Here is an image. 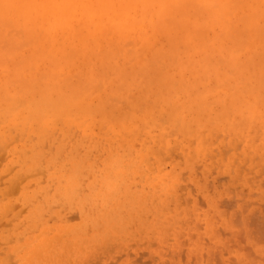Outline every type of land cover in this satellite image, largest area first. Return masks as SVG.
I'll return each mask as SVG.
<instances>
[{"label": "bare ground", "instance_id": "6f19581e", "mask_svg": "<svg viewBox=\"0 0 264 264\" xmlns=\"http://www.w3.org/2000/svg\"><path fill=\"white\" fill-rule=\"evenodd\" d=\"M63 127L153 141L175 136L179 144L264 139V0H0V145ZM26 144L11 149L22 165L0 190V221L15 207L12 192L20 190L18 201L31 208L22 223L13 213L0 232V264H32L54 241L46 230L28 235L41 223L35 195L48 194L40 179L55 181L61 205L72 206L93 168L55 167L53 150L44 160ZM118 165L115 159L105 170Z\"/></svg>", "mask_w": 264, "mask_h": 264}, {"label": "rangeland", "instance_id": "374dc122", "mask_svg": "<svg viewBox=\"0 0 264 264\" xmlns=\"http://www.w3.org/2000/svg\"><path fill=\"white\" fill-rule=\"evenodd\" d=\"M53 131L45 139L30 133L21 139L14 134L15 140L0 145V190L8 188L17 165H22L11 151L22 142L29 145L28 153L34 148L47 154L44 160L53 150L55 167L69 163L78 169L87 164L93 167L84 176L83 186L77 179V187L84 188L72 206L61 205L63 192L53 189L55 181L46 175L40 179L48 194L32 193L37 197L34 217L41 223L28 235L34 239L46 230L54 243L32 264H264V139L259 134H249V139L229 135L215 142L208 137L204 144L188 139L179 144L172 141L175 136L153 141L146 135L91 134L73 127ZM12 158L15 162L9 163ZM115 159L120 166L111 174L105 166ZM118 169L123 174L119 178ZM102 173L97 187L95 179ZM20 195L17 190L8 196L15 207L0 221V232L8 229L15 212L16 221L26 220L23 215L31 207L20 204Z\"/></svg>", "mask_w": 264, "mask_h": 264}]
</instances>
